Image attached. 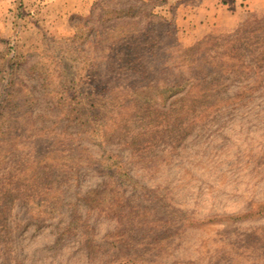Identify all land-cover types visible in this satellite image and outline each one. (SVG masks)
<instances>
[{"label": "rangeland", "instance_id": "1", "mask_svg": "<svg viewBox=\"0 0 264 264\" xmlns=\"http://www.w3.org/2000/svg\"><path fill=\"white\" fill-rule=\"evenodd\" d=\"M87 2L0 0V264H264V10Z\"/></svg>", "mask_w": 264, "mask_h": 264}, {"label": "crops", "instance_id": "2", "mask_svg": "<svg viewBox=\"0 0 264 264\" xmlns=\"http://www.w3.org/2000/svg\"><path fill=\"white\" fill-rule=\"evenodd\" d=\"M82 4L81 8L90 6L94 0ZM182 11L186 8L188 13L185 22L193 19V25L198 32L206 31L223 25H232L238 22L239 14L244 9L264 10V0H177ZM81 6V5H80ZM79 6V8H80ZM239 11V12H238ZM184 21V20H183ZM196 32V29H195Z\"/></svg>", "mask_w": 264, "mask_h": 264}]
</instances>
